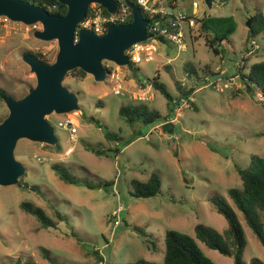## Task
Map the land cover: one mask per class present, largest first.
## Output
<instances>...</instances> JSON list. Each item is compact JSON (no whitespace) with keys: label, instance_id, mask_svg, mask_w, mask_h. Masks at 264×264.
Instances as JSON below:
<instances>
[{"label":"rangeland","instance_id":"1","mask_svg":"<svg viewBox=\"0 0 264 264\" xmlns=\"http://www.w3.org/2000/svg\"><path fill=\"white\" fill-rule=\"evenodd\" d=\"M192 1L169 2L197 19L191 27L183 23L184 48L166 39L158 41L153 59L137 64L141 80L134 78L127 66L123 68L120 92L114 91V82L106 77L95 80L87 72H67L62 81L77 94L79 109L46 115L57 138L55 144L20 138L14 154L23 163L24 173L14 184H0V264H116L140 257L160 261L166 229L195 236L197 222L221 233L227 227L210 196L222 194L236 209L228 195V188L241 186L235 164L243 167L251 154L264 155L262 97L259 99L257 92L245 87L237 73L243 64L247 67L264 57V29L253 38L258 47L251 50L246 43V20L257 9L264 14V0H213L211 7L204 0H195V8ZM209 14H231L237 21L229 38L222 40L219 53L208 47L199 27L198 19ZM41 28L40 22L26 24L0 16V86L12 97L22 96L35 84V75L23 60V52L40 53L48 62L55 58L57 40L33 35L35 29ZM245 45L249 46L243 53L247 60H242ZM108 62L104 60L103 64ZM186 64L212 71L204 74L199 69L201 77L188 76ZM153 76L171 92V103H176L172 110L164 94L150 84ZM178 84L184 90L194 87L189 98L181 94ZM127 102H145L162 118L152 124H130L118 110ZM7 112L0 97V120ZM65 116L74 121L76 131L72 135L68 126L58 125ZM168 118L173 120L166 122ZM161 121L165 124L154 126ZM105 128L118 137L112 142L107 140ZM86 144L102 149L118 146L120 150L97 155ZM54 162L64 164L78 177L110 183L89 188L65 182L51 168ZM152 172L160 177V194L132 195L130 180H146ZM32 184L37 187L30 188ZM23 200L41 206L56 226L42 227L34 215L20 207ZM236 211L246 238L243 259L251 264V259L258 258L264 264V246ZM58 212L63 214V220H59ZM260 213L264 228V212ZM132 225L149 233L157 249L150 242L148 246L145 236ZM196 241L215 264H234L231 256L198 238Z\"/></svg>","mask_w":264,"mask_h":264},{"label":"trees","instance_id":"2","mask_svg":"<svg viewBox=\"0 0 264 264\" xmlns=\"http://www.w3.org/2000/svg\"><path fill=\"white\" fill-rule=\"evenodd\" d=\"M35 4L45 6L50 12L57 14H64L66 11V5L59 2L58 0H31ZM134 1V0H132ZM135 2V1H134ZM135 4H137L135 2ZM141 8V7H140ZM130 9V7H129ZM106 11V9L104 8ZM131 10V9H130ZM144 16L150 21L153 18L159 17L157 14L149 16L141 8ZM107 12V11H106ZM132 14L130 12L126 22L130 21ZM199 27L204 33L205 42L208 47L214 52L219 53L221 48L220 44L222 40L228 39L232 32L237 26V21L233 15H206L198 19ZM264 29V14L262 10L257 9L252 14V21L248 26L246 43L252 46L251 40ZM163 36H160V40H164ZM250 43V44H249ZM249 46L245 45L242 48L241 59L247 60V57L243 55L244 51ZM31 52L34 56L40 57V53ZM236 55V53H235ZM42 59V58H41ZM45 60V59H42ZM105 67L106 65L103 64ZM129 70L132 71L133 77L137 80H141L138 76V65H133L130 61L127 64ZM246 67L243 64L238 68L237 73L244 80L245 87L260 92L262 95L261 103L264 105V57L260 60L251 62L247 67L246 71L243 69ZM185 74L188 76L194 75L201 77L199 69L205 74L212 71L210 68H197L194 64H186L184 66ZM107 71L108 68L106 67ZM70 72H77L80 75H84L86 72L81 67H75ZM150 84L161 91L168 100L170 110L173 109L172 94L166 88L163 81L159 80L157 76H153ZM179 89L182 91L181 94L186 98H189L191 91L194 87L184 90L180 84ZM9 95L5 88L0 86V97L3 99L4 96ZM10 96V95H9ZM119 114L124 120L130 124L134 122L152 124L162 118V114L154 108L149 107L145 102H127L119 106ZM91 121L98 123V119L94 116H89ZM100 124V123H98ZM104 136L107 140L116 139L118 136L116 132L105 128ZM97 155H108L109 153L118 152L120 149L118 146H108L107 149L98 148L91 144H86ZM51 168L54 172L65 182L82 184L89 188H99L106 186L110 182L108 180L91 181L88 178L78 177L71 173L69 169L60 162H54L51 164ZM235 169L240 175L241 186H232L228 188V195L232 199L236 209L240 211L241 215L245 219V222L252 229L260 243L264 246V228L260 218V211L264 212V155L253 153L250 155V159L247 165L241 167L235 164ZM21 177H18L17 182L20 181ZM131 189L130 193L136 197H148L160 194L161 180L158 174L152 172L146 180L138 178H132L130 180ZM37 186L32 184L30 188L35 189ZM173 200V197H170ZM210 201L214 204L216 210L221 213L226 221L227 227L223 232H219L213 227L197 222L194 225L195 236L191 234L174 229L168 228L165 231L164 241L165 248L164 254L160 261H154L146 258H137L130 262H118L116 264H215L214 261L208 257L198 245L196 238L203 241L208 247L217 249L224 255L231 256L234 264H246L243 259L244 247L246 245V238L242 223L238 217L236 209L222 194H214L210 196ZM20 207L34 215L39 221L42 227L56 226V221L51 218L45 210L34 203L23 200L20 202ZM59 220H63L64 216L60 212L57 213ZM136 231L140 232L145 236L147 245L149 242L152 244L153 249H157L156 242L150 238V234L147 233L142 227L138 225L131 226ZM196 237V238H195ZM100 261H103L100 259ZM104 262V261H103ZM20 262L17 261V264ZM105 264V263H104ZM251 264H263L258 258L251 259Z\"/></svg>","mask_w":264,"mask_h":264},{"label":"water","instance_id":"3","mask_svg":"<svg viewBox=\"0 0 264 264\" xmlns=\"http://www.w3.org/2000/svg\"><path fill=\"white\" fill-rule=\"evenodd\" d=\"M58 1L66 5L64 14L52 13L31 0H0V16L26 24L40 22L42 28L35 29L33 35L43 40L56 39L58 46L51 62L29 51L23 52V60L35 75V84L20 97H3L8 112L0 120V184H14L24 173L23 163L14 154L20 138L55 144L57 138L46 115L79 109L77 94L62 81L69 70L81 67L95 80H103L107 74L104 60L125 65L128 63L127 48L151 37L147 31L149 19L132 0H126L131 9V20L111 23L102 33L85 27L76 30V27L91 2L100 3L109 12H114L118 6L116 0ZM204 1L208 7L212 6L213 0ZM251 21L250 16L246 25L250 26Z\"/></svg>","mask_w":264,"mask_h":264},{"label":"built area","instance_id":"4","mask_svg":"<svg viewBox=\"0 0 264 264\" xmlns=\"http://www.w3.org/2000/svg\"><path fill=\"white\" fill-rule=\"evenodd\" d=\"M118 6L116 11L109 12L103 5L97 2H91L88 5L87 12L83 19L78 23L76 30L85 27L94 30L97 33H102L106 30L107 26L111 23H125L128 19V16L131 12L129 6L126 4V0H116ZM139 7H141L149 16H154L157 14L159 17L149 20L147 25V31L151 33V37L146 38L141 41H137L130 45L127 50L128 63L129 61L133 65H137L142 60L149 61L154 57L155 52L157 51V42L160 41V36H163L166 40H169L177 45V48L183 49V23L191 27L196 24V17L186 14L181 10L175 9L169 2L173 0H134ZM192 6L195 8L197 3L195 0L192 1ZM106 9V11L104 10ZM6 18V17H5ZM253 50L255 47H258L256 40H251ZM127 63V64H128ZM116 64L112 61L106 63L108 68L106 78L114 82V91L116 93L121 91L120 80L124 76L123 68L126 65H113ZM257 96L260 99L262 97L260 92H257ZM140 99H145L147 96H139ZM176 102V99H173ZM180 100L185 103L184 97H181ZM176 107V106H175ZM179 108V107H178ZM173 120V118H168L167 121ZM71 117L65 116L63 119L58 121L60 126H68L70 129V135L76 131V127L73 123ZM164 121L159 122L154 125H162ZM122 207L118 206V210ZM117 222V220H116Z\"/></svg>","mask_w":264,"mask_h":264},{"label":"crops","instance_id":"5","mask_svg":"<svg viewBox=\"0 0 264 264\" xmlns=\"http://www.w3.org/2000/svg\"><path fill=\"white\" fill-rule=\"evenodd\" d=\"M164 124H165V123H164ZM168 128H170V126H169Z\"/></svg>","mask_w":264,"mask_h":264},{"label":"bare ground","instance_id":"6","mask_svg":"<svg viewBox=\"0 0 264 264\" xmlns=\"http://www.w3.org/2000/svg\"><path fill=\"white\" fill-rule=\"evenodd\" d=\"M257 50V49H256Z\"/></svg>","mask_w":264,"mask_h":264}]
</instances>
